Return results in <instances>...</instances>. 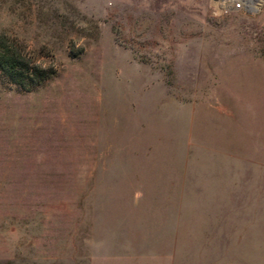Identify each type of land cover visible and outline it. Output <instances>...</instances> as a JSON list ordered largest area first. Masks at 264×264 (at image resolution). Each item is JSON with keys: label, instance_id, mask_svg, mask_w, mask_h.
<instances>
[{"label": "rangeland", "instance_id": "1", "mask_svg": "<svg viewBox=\"0 0 264 264\" xmlns=\"http://www.w3.org/2000/svg\"><path fill=\"white\" fill-rule=\"evenodd\" d=\"M262 1L0 0V264H264Z\"/></svg>", "mask_w": 264, "mask_h": 264}, {"label": "trees", "instance_id": "2", "mask_svg": "<svg viewBox=\"0 0 264 264\" xmlns=\"http://www.w3.org/2000/svg\"><path fill=\"white\" fill-rule=\"evenodd\" d=\"M54 75L28 54L14 38L0 33V78L21 91H33Z\"/></svg>", "mask_w": 264, "mask_h": 264}, {"label": "built area", "instance_id": "3", "mask_svg": "<svg viewBox=\"0 0 264 264\" xmlns=\"http://www.w3.org/2000/svg\"><path fill=\"white\" fill-rule=\"evenodd\" d=\"M262 2V0H213V7L218 13L229 10L255 12L259 10Z\"/></svg>", "mask_w": 264, "mask_h": 264}]
</instances>
